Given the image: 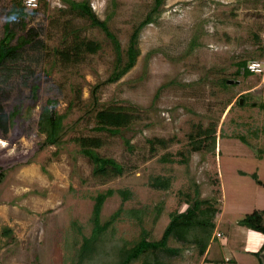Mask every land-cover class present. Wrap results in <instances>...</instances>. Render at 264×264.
<instances>
[{"label": "rangeland", "instance_id": "obj_1", "mask_svg": "<svg viewBox=\"0 0 264 264\" xmlns=\"http://www.w3.org/2000/svg\"><path fill=\"white\" fill-rule=\"evenodd\" d=\"M11 1L0 0V39ZM36 1L37 13L26 21L25 31H37L41 45L26 47L0 68L4 113L16 103L22 107L15 127L0 128V264H69L74 242L91 234L95 197L110 190L102 222L119 208L148 209L141 224L125 213L119 216L116 238L135 240L145 228L151 240H158L170 214L186 209L182 193H193L195 187L218 209L208 261L184 247L172 263L260 264L254 253L263 247L264 235L239 221L264 210V109L259 107L264 74L245 77L240 63L264 62V0H167L157 21L140 34L135 66L116 83L107 82L115 54L104 33L74 19V29L101 42L102 49L77 63L61 62L55 49L64 46L67 4L45 0L46 9L43 0ZM87 1L98 18L107 19L123 49L153 5V0ZM12 27L18 36L24 33V22L13 20ZM37 81L38 100L32 105L31 85ZM95 86L96 109L120 107L138 116L122 135L93 131ZM49 100L57 112L68 114L60 148L42 146L45 136L38 130L41 108ZM210 128L216 148H190L197 139L205 144ZM81 135L101 138L97 152L123 165V174L95 175L94 165L71 140ZM154 139L170 142L164 147ZM164 155L175 162L161 160ZM155 176L171 177V188L154 189L150 181ZM122 190L130 195L123 197Z\"/></svg>", "mask_w": 264, "mask_h": 264}, {"label": "trees", "instance_id": "obj_2", "mask_svg": "<svg viewBox=\"0 0 264 264\" xmlns=\"http://www.w3.org/2000/svg\"><path fill=\"white\" fill-rule=\"evenodd\" d=\"M67 4L63 10L64 15L68 16L63 29V48L55 49V55L59 61L64 63H77L85 54H96L102 49V43L93 39H88L82 36L80 28L74 29L73 20L79 19L88 22L91 27L99 28L105 35L106 39L111 42L113 52L115 54V62L113 70L107 80L108 83L118 82L125 74H127L136 64L140 54L138 42L140 34L144 27L148 24L156 22L161 8L166 5L167 0H153V5L146 17L133 29L130 36L128 46L123 49L120 41L108 26V21L101 20L93 10L91 3L87 0L74 1L62 0ZM10 10L6 14L4 24L3 37L0 39V68L8 61H15L21 52L26 47L37 49L41 42L36 41L38 32L34 29L25 31L26 21L32 20L37 13V8H33L31 12L27 11L24 0H12ZM40 2V1H39ZM43 5L47 9L48 3L43 0ZM13 20L24 22L23 34L18 36V30L12 27ZM264 54V48L262 49ZM249 61H242L240 66L243 68V76L251 75L247 68ZM50 74V70L46 71ZM40 89V82H35L31 85V103L36 105ZM97 86L93 88L92 96V111L94 115L93 131L98 133H108L111 136L122 135V131L128 129L138 120V116L133 113L126 112V109L116 107L103 106L101 109H96L99 105V95ZM55 101L49 100L42 108L38 119L39 133L44 135V145H53L56 147L62 146L63 136L67 134L68 127L65 124L67 119L66 113H59L55 110ZM255 105V104H254ZM261 109H264V102L259 104ZM21 103H16L12 110L6 115L0 105V128L7 132L8 128H13L17 124V120L21 119ZM72 128V127H71ZM211 135L208 132L205 144L198 140L190 144V148L198 150L202 146L206 149L212 146L216 148V137L214 128H210ZM264 131V129L262 130ZM80 146L79 152L87 157L94 165V174L101 177H116L124 172V167L118 161L110 157H103L97 150L103 145V141L99 137L79 136L71 139ZM156 145L168 146L170 140L154 139ZM207 142V144H206ZM153 143V140H150ZM125 144L130 146V141L125 140ZM151 149H154L152 144ZM58 152V151H57ZM56 153V152H55ZM54 153V154H55ZM165 162L174 163L175 159L171 156L164 155L160 158ZM186 158L183 157L179 162L183 163ZM254 178L256 174H253ZM171 177L155 176L151 179L150 185L154 189L168 190L171 188ZM113 191L101 193L95 197L92 222L93 227L90 236H82L81 242H74L72 258L70 257L69 264H173L172 260L182 256L184 247L194 248L198 256L208 261L209 247L213 240V234L216 230V218L218 209L211 199L200 198L199 188L195 187L193 193H182L185 195L186 209L183 211L175 210L170 214V220L162 233L160 239L151 240L149 231L141 228V232L135 240H126L116 238L115 222L122 214H127L133 217L141 224L143 217L147 214V208L131 209L124 211L119 208L108 221H101V211L105 199L112 194ZM123 197H128V190L118 191ZM161 207H158L160 212ZM241 226L250 230L260 232L264 235V210H255L251 214L246 215L239 221ZM6 233V232H5ZM7 233L9 231L7 230ZM214 240H216L214 238ZM181 244L180 247L171 246V242ZM77 244V245H76ZM79 245V246H78ZM78 246V247H77ZM264 249L254 254L260 259L259 255ZM224 261H226L224 259ZM228 260L227 262H231ZM260 264H262L260 260Z\"/></svg>", "mask_w": 264, "mask_h": 264}, {"label": "built area", "instance_id": "obj_3", "mask_svg": "<svg viewBox=\"0 0 264 264\" xmlns=\"http://www.w3.org/2000/svg\"><path fill=\"white\" fill-rule=\"evenodd\" d=\"M35 1V3H34ZM26 6L27 8H35L37 7V1L36 0H26ZM249 71L252 73H259L264 74V62L261 63H251L248 65ZM264 76V75H263ZM217 236L221 237L222 235L220 233L217 234Z\"/></svg>", "mask_w": 264, "mask_h": 264}, {"label": "water", "instance_id": "obj_4", "mask_svg": "<svg viewBox=\"0 0 264 264\" xmlns=\"http://www.w3.org/2000/svg\"><path fill=\"white\" fill-rule=\"evenodd\" d=\"M259 257H260L262 264H264V249L261 251Z\"/></svg>", "mask_w": 264, "mask_h": 264}, {"label": "crops", "instance_id": "obj_5", "mask_svg": "<svg viewBox=\"0 0 264 264\" xmlns=\"http://www.w3.org/2000/svg\"><path fill=\"white\" fill-rule=\"evenodd\" d=\"M222 236H223V235H222ZM222 236H221V237H222ZM209 252H210V249H209ZM208 255H209V254H208ZM226 259H227V258H226ZM226 259H225V260H226ZM225 262H226V261H225Z\"/></svg>", "mask_w": 264, "mask_h": 264}]
</instances>
